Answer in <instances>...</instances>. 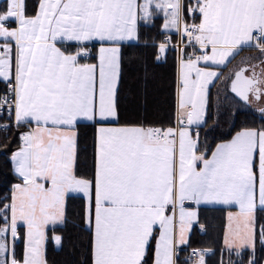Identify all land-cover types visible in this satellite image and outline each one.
Wrapping results in <instances>:
<instances>
[{"label": "snow or ice", "instance_id": "obj_1", "mask_svg": "<svg viewBox=\"0 0 264 264\" xmlns=\"http://www.w3.org/2000/svg\"><path fill=\"white\" fill-rule=\"evenodd\" d=\"M4 3L0 112H8L10 123L0 129L14 123L28 130L19 133L10 155L20 182L0 198V264H46L45 226L63 221L70 193L83 198L91 264H148L146 258L177 264V246L188 242L197 222V210L186 204L238 209L228 213L239 237L237 244L225 232L229 253H254L257 237L264 245V223L258 224V212H264V126L241 128L210 156L200 150L193 128L206 122L210 85L219 78L209 65H224L250 42L259 63L234 72L231 92L244 103L264 101V0H35L32 14L28 0ZM158 13L164 30L175 29L181 43L188 42L178 61L175 123L120 124L118 43L135 38L138 22ZM58 40L100 41L97 63H80L86 49L66 54ZM170 44L168 38L159 44L157 59ZM194 45L199 54L195 47L186 51ZM80 120L95 127L87 174L77 172ZM18 239L24 241L21 258ZM53 239L59 244L61 237ZM193 254L205 264L203 253ZM248 264H255L254 255Z\"/></svg>", "mask_w": 264, "mask_h": 264}, {"label": "trees", "instance_id": "obj_2", "mask_svg": "<svg viewBox=\"0 0 264 264\" xmlns=\"http://www.w3.org/2000/svg\"><path fill=\"white\" fill-rule=\"evenodd\" d=\"M34 2L35 0H28L29 14L33 13ZM4 4L0 3V10L4 8ZM186 19L188 23L192 22L187 14ZM163 23V13L154 14L148 22L140 20L137 25V41L121 45V78L118 89L120 124L144 123L146 126L167 127L175 123L176 49L169 45L166 53L161 54L159 59L157 54L163 35L169 33L170 40L174 41L176 31L164 30ZM91 45L94 50L96 44ZM60 47L66 52H74L83 45L61 43ZM244 50L251 51L252 48L240 49L235 56ZM88 58L94 60V53ZM230 61L222 70L227 68ZM214 85L210 88L206 122L198 126L200 150H206L207 155L217 141L229 137L234 131L244 127L264 126V115L247 106V109L234 113L231 125L225 132H219L215 128L216 113L212 100ZM2 87L3 85H0V89ZM0 121L10 123L9 115L0 112ZM25 129L26 125L17 128L14 123L7 130L0 129V198L10 193L13 184L20 182L13 172L10 155L19 144V133ZM77 131V172L87 174L91 170L95 127L91 121H79ZM4 145L8 147L5 148ZM83 208V198L79 194H69L66 197L63 222L46 230L44 259L47 264H91V230L85 224ZM227 210L228 207L224 206L197 208V222L191 227L188 242L176 252L177 264H194L192 258L187 256V252L194 247L208 248V251L204 252L205 264H222V261L223 264H229L230 261L248 264L252 255L256 264V249L254 253L251 248L240 249L241 255L237 257L234 252L229 253L223 246ZM260 223H264V212H258V224ZM18 230L23 233L22 226ZM55 234L61 237L59 244L53 241ZM15 251L17 258H21L23 239L15 242ZM146 259L148 264H151V259Z\"/></svg>", "mask_w": 264, "mask_h": 264}, {"label": "crops", "instance_id": "obj_3", "mask_svg": "<svg viewBox=\"0 0 264 264\" xmlns=\"http://www.w3.org/2000/svg\"><path fill=\"white\" fill-rule=\"evenodd\" d=\"M2 2H4V0H0V3H2ZM4 7H5V4H4ZM197 22H198V21H197ZM9 26H10V27H15V24L12 23V22H9ZM169 31H171V30H169ZM172 31H175V29H173ZM135 41H137V35H136L135 38H133V39H131V40L120 41V42L118 43V46L120 47V51H121V45H122L123 43H127V42H135ZM61 43H74V44L83 45L82 48H84V49H86L87 46H90V47H91V46H92L91 44H96L95 49L92 50V47H91V51H90L91 54L94 53V55H95V59H94V60H90L89 58H85L84 55H80V56L78 57V61H79L80 63H90V64L97 63L98 50H99V48H100V46H101V42H100V41H97V40H91V41L83 42V44H81V43L76 42V41L58 40V41L56 42V46L59 47L62 51H64V50L60 47V44H61ZM245 48H252V50H251V51H245V50H244V51L238 53V54L235 56V54H236L240 49H245ZM79 49H81V48H79ZM79 49H77V50L74 51V52H66V51H64V52H65L66 54H75ZM196 49H199V46H197ZM186 50H187V49H186ZM256 50H257V49H256V47L254 46V42H250L248 45H242V46H239L238 49H237V51H236V53H235L233 56L229 57V59L225 62V64H227V62H228L229 60H231L230 63H229V65L227 66V68H225V69L222 70V68H223V66H224L225 64H224V65H219V66H217V65H209L210 69L213 70V71H216V72L218 73V76H219L218 79H214V83H212V84L210 85V88H211L212 85L215 84V85H214V89H213V91H214L215 88H217V87L219 86V84L223 83L224 86H225V89H226L227 80H228V77H229V75L231 74V72H232L236 67H238L239 65L243 64V62H246V58H247V56H248V53H247V52H249V53L257 52ZM249 55H250V54H249ZM234 56H235V57H234ZM251 57H252V58H251ZM251 57H250L251 59H250V61H249V62H251V64H252V63H255V62L258 63V62H259V59H258V58L260 57V54H257V55H252V54H251ZM238 59H241V60H239V62H237ZM244 59H245V60H244ZM178 61H179V58H177L176 79H177V75H178ZM236 62H237V63H236ZM201 66H203V65H201ZM226 92H227V91H226ZM229 95H230V94H229ZM230 96H231V95H230ZM232 97H233V96H232ZM233 98H234V97H233ZM251 107H252V108H256L257 106L251 104ZM215 115H216V114H215ZM215 119H216V118H215ZM80 121H87V120H80ZM78 122H79V121H78ZM113 126H115V125H113ZM193 128L196 129V128H198V126H193ZM26 130H28V126H26V129H25L24 131H26ZM239 130H240V129H239ZM236 131H238V130H236ZM236 131H234L229 137L217 141V142L213 145V147H212L211 150H213V149L215 148V145H216L217 143H221V142H223V141H226V140L231 139V136L234 135ZM201 151H203V150H201ZM210 155H211V151H210V153L208 154V156H210ZM12 169H13V166H12ZM70 194H76V193H70ZM68 195H69V194H68ZM186 206H187V207L195 208V209L197 210V208H198L199 206H224V205L214 204V203H211V204H203V203H202V204L199 205V206L192 205V204H186ZM224 207H228V206H224ZM229 211L235 213L236 211H238V209H237L235 206H230V207H228V210H227V213H226V218H225L224 234H223V246H224V247H225V244H224V238H225V232H226V231H227L228 234H229V238H230V240H231V239H235L236 242H237V244H239V237L235 235V231H234V230L236 229V227H237V222H236V221H229V219H228V213H229ZM63 220H64V219H63ZM62 222H63V221H59V222H57V223H55V224H51V223H50V224L46 225V226H45V234H46V230H47L49 227H52V226H55V225H59V224H61ZM195 223H196V222H194L193 224H195ZM21 226H22V225H21ZM22 228H23V226H22ZM190 230H191V229H190ZM190 230H189V233H190ZM23 231H24V229H23ZM189 233H188V235H189ZM54 236H58V235L55 234V235H53V237H54ZM53 241H54L55 244H57V243L55 242L54 239H53ZM8 243H9V245L11 246L12 241H11V236H10V234H9V236H8ZM23 243H24V241H23ZM185 245H186V244H184V245H178V246H177V250L180 249L181 247L185 246ZM194 248H197V247H194ZM194 248H192V249H194ZM197 249L200 250L201 248H197ZM241 249H243V248H241ZM255 249H256V264H264V245H261V244H260V242H259V237H257V241H256ZM201 250H202V249H201ZM203 250H207V251H208V248H203ZM22 253H23V252H22ZM46 264H47V263H46Z\"/></svg>", "mask_w": 264, "mask_h": 264}, {"label": "rangeland", "instance_id": "obj_4", "mask_svg": "<svg viewBox=\"0 0 264 264\" xmlns=\"http://www.w3.org/2000/svg\"><path fill=\"white\" fill-rule=\"evenodd\" d=\"M171 30H173V29H171ZM256 51L257 52H252V53L247 52L248 56L246 58V62H243V64L250 61V59L252 58L251 54L252 55L260 54L258 50H256ZM239 60H241V59H238L237 62H239ZM258 63L255 62L252 64H258ZM212 100L214 102V111L216 113V115H215V117H216L215 128L218 129L219 132H225L230 127L231 122H232L233 117H234V113L237 110L247 109L246 105H244L240 101L236 100L235 98H233L232 96H230L226 92V89H225V86L223 83L219 84V86L217 88H215V90L213 91ZM250 104L257 106V108H259L260 106H263V108H264V101L258 102L256 100H253ZM23 249H24V243H23ZM205 251L206 250H204L203 252H205Z\"/></svg>", "mask_w": 264, "mask_h": 264}, {"label": "built area", "instance_id": "obj_5", "mask_svg": "<svg viewBox=\"0 0 264 264\" xmlns=\"http://www.w3.org/2000/svg\"><path fill=\"white\" fill-rule=\"evenodd\" d=\"M166 38L170 39V34H169V33H165V34L163 35V41H162V42H164V41L166 40ZM187 43H188V42H187L186 39L184 40L183 43H181L180 35L176 32V38H175L174 41H171V44H170V45H172V46L175 47L177 58L180 57V49L184 48L185 45H186ZM197 46H198V45L188 46L186 51H187V52H192V51H193V47H195V49H196ZM86 51H87V54L84 55V57H85V58H88V57L91 55V53H90V51H91V47H90V46H87V47H86ZM196 51H197V54H199V49H196ZM3 112H5V113L8 115V112H7L6 110L3 111ZM4 123H8V122H7V121H0V124H4ZM26 126H27V125H26ZM201 229H203L202 226H201ZM194 250L197 251V252H201V253H203V254H204V252H203L204 250H203V249H202V250H201V249L199 250V249H197V248H194V249H190V250L187 252V256L190 257V258H192L193 263L196 264L197 261H198V259H199V257L193 254V253H194ZM206 251H207V250H206ZM206 251H205V252H206Z\"/></svg>", "mask_w": 264, "mask_h": 264}, {"label": "water", "instance_id": "obj_6", "mask_svg": "<svg viewBox=\"0 0 264 264\" xmlns=\"http://www.w3.org/2000/svg\"><path fill=\"white\" fill-rule=\"evenodd\" d=\"M243 67H248V64L244 63V64H241L239 65L238 67H236L232 72L231 74L229 75L228 77V80H227V84H226V91L228 94H230L231 96H233L236 100L240 101L241 103H243L244 105L246 106H250L251 107V104L250 103H244L243 101H241L238 97L235 96L234 93L231 92V79L234 78V72L236 70H239L240 68H243ZM259 109L261 108H254L255 111H259ZM260 112V111H259Z\"/></svg>", "mask_w": 264, "mask_h": 264}, {"label": "flooded vegetation", "instance_id": "obj_7", "mask_svg": "<svg viewBox=\"0 0 264 264\" xmlns=\"http://www.w3.org/2000/svg\"><path fill=\"white\" fill-rule=\"evenodd\" d=\"M246 64H248V67L251 65V62H247ZM257 70H259V69H257ZM257 108V107H256ZM255 108V109H256ZM259 108H263V106H260ZM259 112V111H258ZM261 113V112H260Z\"/></svg>", "mask_w": 264, "mask_h": 264}]
</instances>
